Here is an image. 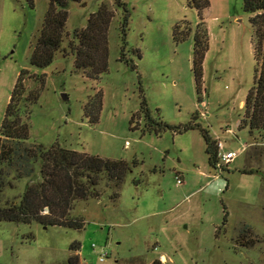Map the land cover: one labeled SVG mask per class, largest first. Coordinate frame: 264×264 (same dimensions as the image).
<instances>
[{
  "label": "rangeland",
  "instance_id": "rangeland-1",
  "mask_svg": "<svg viewBox=\"0 0 264 264\" xmlns=\"http://www.w3.org/2000/svg\"><path fill=\"white\" fill-rule=\"evenodd\" d=\"M48 2L0 0V129L22 72L26 94L38 93L24 104L28 143L124 160L130 171L120 187L103 176L98 197L74 201L81 228L0 220V264H66L73 253L92 264H264V131L238 128L256 68L243 0H209L202 10L190 0H69L62 48L39 67L30 55ZM102 2L112 10L108 68L93 79L75 70L69 41ZM204 33L197 78L194 45ZM99 92L91 121L85 105L93 112ZM160 121L193 127L159 130ZM201 129L238 155L212 167ZM25 183L0 186V204Z\"/></svg>",
  "mask_w": 264,
  "mask_h": 264
},
{
  "label": "trees",
  "instance_id": "trees-1",
  "mask_svg": "<svg viewBox=\"0 0 264 264\" xmlns=\"http://www.w3.org/2000/svg\"><path fill=\"white\" fill-rule=\"evenodd\" d=\"M190 1L198 10L209 4V0ZM30 3L33 4V0H30ZM68 6L69 0H49L40 33L30 55V62L33 65L39 67L49 65L56 51L62 48L67 34L65 24L68 18ZM243 8L252 13L250 22L254 30L253 50L256 68L254 84L245 97L244 114L238 128H247L249 133H253L264 131V0H243ZM111 17L112 10L102 2L96 11L90 13L85 26L76 28L72 33L68 54L74 55L75 70L82 72L88 78L97 79L100 74L107 71V29ZM204 35L203 41L196 40L194 45L193 68L197 78L201 75V62L207 48V34ZM21 75L22 72L14 84L1 123L0 186L6 183L11 186L12 180L22 178L26 179V183L17 200L0 204V220L81 228L84 224L83 218L70 214L74 201L98 197L100 194L98 186L103 176L106 178L107 186L112 182L116 187H120L125 175L130 171V165L124 160L76 151L62 147L58 143L50 146L28 143V116L25 119L28 111L24 104L26 101H36L38 93L36 90H31L26 94ZM98 95L96 109L93 112H88L89 102L85 105L84 113L90 115L91 121H97L99 118L100 92ZM189 127L193 125L174 128L160 121L158 129L171 128L175 132ZM201 133L208 163L217 168L218 140L212 139L205 129H201ZM223 167L225 166L223 165L221 169ZM243 171L253 172L251 169H243ZM10 174L12 180L7 179ZM118 195L119 193L115 192L113 197ZM79 247L80 243L77 241L69 245V249L74 252ZM66 264L92 263L82 262L79 254L73 253L67 257ZM147 264H161V262L159 259H153Z\"/></svg>",
  "mask_w": 264,
  "mask_h": 264
},
{
  "label": "built area",
  "instance_id": "built-area-1",
  "mask_svg": "<svg viewBox=\"0 0 264 264\" xmlns=\"http://www.w3.org/2000/svg\"><path fill=\"white\" fill-rule=\"evenodd\" d=\"M216 145H217V156H218V162L216 166L217 168L221 169L223 165L230 163L238 155V151L225 150L224 144L220 140L217 141ZM246 146L247 144H244L242 146V149L246 150ZM176 182L179 184L182 182V180L178 176H176ZM106 257H107V251L104 249H101L98 253V260L102 261Z\"/></svg>",
  "mask_w": 264,
  "mask_h": 264
},
{
  "label": "water",
  "instance_id": "water-1",
  "mask_svg": "<svg viewBox=\"0 0 264 264\" xmlns=\"http://www.w3.org/2000/svg\"><path fill=\"white\" fill-rule=\"evenodd\" d=\"M63 96H65V95H63ZM44 227H46V226H44Z\"/></svg>",
  "mask_w": 264,
  "mask_h": 264
},
{
  "label": "crops",
  "instance_id": "crops-1",
  "mask_svg": "<svg viewBox=\"0 0 264 264\" xmlns=\"http://www.w3.org/2000/svg\"><path fill=\"white\" fill-rule=\"evenodd\" d=\"M229 131V130H228Z\"/></svg>",
  "mask_w": 264,
  "mask_h": 264
}]
</instances>
